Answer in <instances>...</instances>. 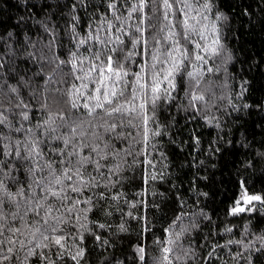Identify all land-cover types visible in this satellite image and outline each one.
<instances>
[{
    "label": "trees",
    "instance_id": "obj_1",
    "mask_svg": "<svg viewBox=\"0 0 264 264\" xmlns=\"http://www.w3.org/2000/svg\"><path fill=\"white\" fill-rule=\"evenodd\" d=\"M111 2L113 0H0V53H7L8 63L31 80L29 86L21 89L28 109L13 108L0 96L7 109V119L0 124V136L9 137L13 144L19 141L22 146L38 137L43 150L41 163L59 159L57 146L62 147V142L51 137L67 131L46 133L40 127L49 119L50 111L67 110V105L50 99L56 96L62 101L63 96L55 91H44L68 86L48 83L49 76L54 81L66 79L71 83L69 76L58 75L60 69L56 65L60 61L71 60L72 53L76 52L84 59L87 70L89 58L101 48L94 36L114 40V32L125 41L120 46L124 50L117 51L114 59H120L128 71L127 79L131 80L133 73L141 71L140 64L152 63L151 54L171 45L172 41L165 39L169 29L182 31L180 25L185 17L181 14L179 0L169 10L172 24L163 19L162 0H147L140 13L132 12L138 0H115L119 9L116 15L122 14L119 21L109 9ZM192 2L193 8L187 11L197 19L189 22L197 29L208 24L209 30L211 24L216 23L222 46L218 56L199 50L208 61L204 67L212 69L200 85V89H209L203 93L206 100L200 102L201 110L192 109L187 95L188 91L200 94V89H190L188 82L178 76L175 99L160 101L153 115L155 123L149 125L161 133L159 136H150L144 143L141 131L130 127H125L120 137L114 133L104 134L105 142L111 147L107 165L113 172L105 169L106 177H97L100 186L88 190L82 197H90L93 203H82L78 207H90L91 211L80 213L70 224L61 225L69 234L63 258L58 254L63 250L55 245L36 249L37 255H29L38 239V234L34 238L32 232L39 227L29 213L24 220L17 221L20 233L16 236L6 233L17 243L12 260L3 264H76L70 256L78 249H83L84 253L79 264H145V261L153 264L152 258L161 255L159 241L167 244L169 239L174 241L167 244L173 249L170 256L173 264H264V203L243 205L244 212L231 213L245 190L264 198V0H211L212 7L207 12L195 0ZM203 3L204 0H200V4ZM200 13L208 15L209 19L203 20ZM139 16L144 18L141 27L145 29L147 55L141 45L132 42L133 37L139 36L135 32ZM215 16L220 19H214ZM109 25L121 26L130 35L109 29ZM86 37L87 42L80 45L79 40ZM154 37L159 38L160 43ZM191 39L192 43L181 39L182 50L195 52L196 43L202 46L211 43L210 35L207 40L195 34ZM26 50L36 52L37 56L42 51L46 57L59 59L55 63L47 59H26ZM129 52L133 55L125 60ZM176 55L179 58V53ZM60 67L64 73L70 72V64ZM5 79L8 83H17L15 73H9ZM4 87L7 88V84ZM45 97H49L48 107L41 106ZM22 111L27 112V120L20 114ZM56 123H60L59 119ZM29 128L31 132L26 131ZM15 175L30 183L27 168L22 167ZM11 190L15 192V186ZM20 205L19 208L10 205L6 211L10 216L16 212L23 215L22 198ZM27 221L33 223L29 225ZM81 224L87 225L88 230ZM2 239L4 237H0ZM140 246L145 248V261L139 258ZM41 251L46 255L44 260L40 258ZM0 253L8 255L2 247Z\"/></svg>",
    "mask_w": 264,
    "mask_h": 264
},
{
    "label": "snow or ice",
    "instance_id": "obj_2",
    "mask_svg": "<svg viewBox=\"0 0 264 264\" xmlns=\"http://www.w3.org/2000/svg\"><path fill=\"white\" fill-rule=\"evenodd\" d=\"M176 2L177 0H162V6L165 10L163 19L169 24H172L169 19V10L173 9ZM195 2L206 12L212 7L211 0H204L203 4H200V0H195ZM146 3L147 0H138V3L132 7V12H142ZM179 3L182 6L181 14L185 17L180 25L182 31L177 33L169 29L165 39L171 40V45L162 52L157 49L155 53L151 54L152 63L149 65L145 61L140 64L141 71L133 73L131 80L127 79L128 71L120 59L118 57L114 59L117 51L124 50L120 46L125 44V41L120 36L115 35L114 32V40L111 37H105L101 40L98 35L94 36V39L101 44V48L93 52L89 58L90 67L87 70L84 69V59L76 52L72 53L71 60L60 61L56 65L60 69L58 75L61 78L69 76L71 83L66 79L54 81L53 77L49 76L48 83L55 82L57 85L65 83L68 86L63 89L60 87L45 88L44 91H55L63 96L62 101L56 96L50 99L57 104L67 105V110L50 111L49 119L40 127L46 133H57L60 129H67L66 132L51 137L62 142V147L57 146L59 159L41 163L43 150L40 149L38 137L25 142V145L22 146L19 141L13 144L9 137L0 136V237H4L0 240V247L6 249L8 253V255L0 253V264L12 260L14 246L17 243L6 233H11L12 236L20 233L21 229L17 226V221L24 220L29 213L34 217V223L39 225L32 232L34 238H37L38 234V239L33 248L30 249L29 255H37L36 249L42 250L50 245H55L58 250H63L58 251L60 257L63 258L64 252L67 251L65 241L69 234L65 233V229L61 225L70 224L73 219H78L80 213L91 211L90 207L86 209L78 207L82 203L87 205L93 203L90 197L87 199H82V197L88 190L100 186L97 177L105 178V169L108 172H113V169H109L107 165L111 147L105 142L104 134L114 133L116 137H120L125 127L135 128L141 131L142 140L147 143L150 136L161 134L159 131L151 129L149 125L155 123L153 115L159 102H169L175 99L173 93L176 91V78L182 76L188 82L190 89H200L205 75L212 69L204 67L208 61L204 55L200 54L199 50L202 49L211 56L220 55L222 46L219 39V27L216 23H212L210 30L208 24L197 29L195 25L189 22L197 18L189 16L187 11L193 8L192 0H179ZM199 7L196 8L198 13ZM109 9L116 20H121L122 14L116 15L119 9L116 7L115 0L109 3ZM200 16L203 20L209 19L208 15L203 13H200ZM214 19L219 20L220 17L215 16ZM138 20L139 24L135 27V32L139 33V36L133 37L132 42L141 45L143 53L147 55V39L144 38L145 29L141 27L144 23L143 16H139ZM124 22L127 23V18H124ZM108 28H115L116 31L124 35H130L118 25H109ZM194 34L198 35L201 40H207L210 35L211 43L205 46L196 43L195 52L189 49L182 50L180 47L181 39L192 43L191 38ZM154 38L157 43H160L159 38ZM88 39L86 37L79 40V44H85ZM31 47H35V45H31ZM176 53H179V58ZM7 55V53H0V96L6 98L8 104L12 105L13 108L28 109L29 104L25 102L21 89L29 86L31 80L25 79L24 75L16 72L14 64H9L5 59ZM24 55L26 59H47L49 63H55V60L59 59L58 57L55 59L46 57L42 51L37 56L36 52L26 50ZM132 55L129 52L124 59L130 60ZM12 56L15 57V50H12ZM62 64L71 65L69 73L63 72L60 67ZM9 73L16 74V84L8 83L5 79ZM5 84H7V88L4 87ZM208 90V88L200 89V94H195L192 91L187 92L189 104L194 111L201 110L203 104L200 102L206 100L203 93ZM48 99L49 97H45V103L41 105L42 107L49 106L47 104ZM5 111L7 109H5L3 99H0V124L5 123L7 119ZM20 114L23 119H28L26 111H22ZM57 119L60 121L59 124L56 123ZM16 130L19 131V129ZM101 130L103 131L101 132ZM26 131L31 132L32 129L29 128ZM85 149L87 151H84ZM18 161L27 163H18ZM59 165H63V167H59ZM22 167L27 168L31 177L30 183L17 179L15 173L19 172ZM107 178L111 179V177ZM13 186L16 188L15 192L11 190ZM107 186L106 184L105 187ZM21 198L25 205L24 214L21 215L16 212L10 216L6 209L10 205L19 208ZM253 202L264 203V198L260 195H250L245 190L240 199L236 201V206L231 209V213L233 215L242 213L246 210L243 205H251ZM61 209L64 210L61 215H55ZM32 223L33 221H27L29 225ZM80 226L85 231L88 230L87 225L81 224ZM177 238H179V234H177ZM79 239L82 243V234ZM96 239H99V236ZM159 243L162 245L161 255L152 258L153 264H173L170 259L173 249L167 244H172L174 241L169 239L167 244L164 241H159ZM20 245L23 247L24 241L21 240ZM137 251L140 260L145 261V248L140 246ZM184 254L187 255V253ZM39 255L41 260L46 258L43 251ZM83 255V249H78L75 254L70 256V259L79 264ZM176 259H180V256L177 255ZM145 264L148 262L145 261Z\"/></svg>",
    "mask_w": 264,
    "mask_h": 264
}]
</instances>
